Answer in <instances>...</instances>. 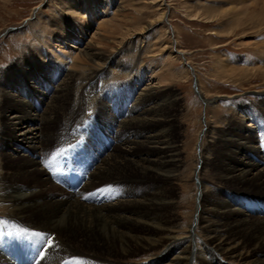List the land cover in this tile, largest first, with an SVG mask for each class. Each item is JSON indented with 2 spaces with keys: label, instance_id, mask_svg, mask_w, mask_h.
Listing matches in <instances>:
<instances>
[{
  "label": "bare ground",
  "instance_id": "1",
  "mask_svg": "<svg viewBox=\"0 0 264 264\" xmlns=\"http://www.w3.org/2000/svg\"><path fill=\"white\" fill-rule=\"evenodd\" d=\"M50 1L64 12L99 15L97 24L114 30L119 26L116 11L133 7L135 15H121L126 23L114 31L122 40L126 34L167 19L169 12L166 0ZM115 2L118 10L110 12L109 4ZM186 2L189 20L208 25L221 18L222 26L210 25L211 33L217 35L238 30L225 23L242 19L252 5V31L241 27L233 36L255 48L259 56L247 60L248 55L233 53L217 59L216 76L242 81L256 71L264 74V0ZM156 9L155 17L140 24L146 11ZM162 29V37L153 44L162 59L146 65L145 72L140 68V76L91 39L77 38L78 43L66 45V37L74 38L75 30L57 25L51 36L58 41L54 44L44 34L34 36L38 54L18 64L26 66L24 83L1 81L0 264H264V94L253 104L238 103L228 112L225 108L227 115H217L216 124L201 129L198 147L206 131L213 133L214 127H220V136L209 140L199 155L200 163L193 170L199 181L196 217L181 224L174 209L175 185L182 179L184 164L183 116L177 93L164 84L173 81V74L182 77L190 69L187 62L179 70L163 62L164 58L183 59L184 50L168 40L167 26ZM112 63L132 75L128 88L113 97L106 78ZM79 66L84 68L76 73ZM220 96L215 94L210 103L218 106ZM215 147L220 148L218 152H213ZM66 159L73 161V169L63 166L62 171L76 174L58 178L60 167L53 169V165ZM207 169L210 174L205 173ZM209 177L216 180L211 187ZM9 234L23 241L29 238L37 247L18 245L12 255L11 246L1 244V236ZM149 251L158 252L148 260L113 261Z\"/></svg>",
  "mask_w": 264,
  "mask_h": 264
},
{
  "label": "rangeland",
  "instance_id": "2",
  "mask_svg": "<svg viewBox=\"0 0 264 264\" xmlns=\"http://www.w3.org/2000/svg\"><path fill=\"white\" fill-rule=\"evenodd\" d=\"M186 3H188L186 2V0H166L167 9L170 12H168L167 14V19H162L160 22H152V24L147 25V29L143 28V30L141 31H135L136 33H132V35L131 33L126 34L124 35L122 40V38L119 37L122 35H119V33H115L114 31L117 32V29H120L121 23H126V21L124 22L123 16L121 15L127 12L135 15L133 7H129V9H127L123 13H117L116 10H118L119 7L117 2L109 4V11H116V16L120 14V16L122 17L121 18L118 15V18H116L115 16L114 19L119 26H116L114 30V28L111 25L108 26V24H101V26H99L100 24L98 23V21L100 22L101 20V17L99 15L92 17L90 12H88V14H86V17V15L84 14H74L71 11L64 12L62 9H59L53 3V1L50 0H0V85L2 84L1 81L9 83H24L23 74H25V72L27 71L25 69L26 66L24 68H19L18 64L20 63V61H22V59L28 57L33 58L35 57V54H38L36 52L37 50L33 47V43L35 42V39H33L34 36L44 34L50 38L52 37L51 34L53 35V32L57 31H53L54 27H57V25L75 30L73 31L75 35L74 38L69 39L68 36L66 37V45L69 46L75 44L76 42L78 43L79 41H77V38L84 40V42H89L91 39V41L95 42L96 45L99 44V48H102L104 51L108 52L109 49L108 53L114 55L113 57L115 60H120L119 63L122 67L134 68L136 72H139L138 76H140L141 71H146V65L153 66L155 61H160L162 59L163 55L161 51L157 49V45L153 44H156V39H159L160 36L162 37L161 34L164 32V29L162 28H164L165 26L168 27L167 30L169 31L170 36L168 37L165 34L164 39L168 37L169 41L174 42L175 48L184 50V54L183 59L180 58L172 60L164 58L163 62H165V64H168V67L172 66L170 68L171 70L175 68L179 70L181 68V65L187 62V67L190 69V73H184L183 75L181 74L183 78L181 76H178V73H175L173 74V81H171L170 83L165 82L164 84L165 88H170L177 93L180 110L182 109L181 116H183L180 117V120L182 121V125L180 128V142L183 149L182 160L184 161V164L180 171V178L182 179L177 181L176 185L178 186L175 185V190L178 196L176 198L177 206L174 209V214L180 220L179 222L181 224H183L185 220L191 222L192 220H195L194 217H196L194 216L193 212L199 194V181L196 178L197 172H194L193 170L195 166L200 163L199 155L203 154L205 148L209 146V140H215L218 136H220V133L218 134V131H220L221 128L214 127V129L212 130L213 133L207 131L205 132L206 134L203 135L204 137H202L201 140L202 143L200 144V147H198L200 143L199 140L201 138V129H206V125L209 129V126L211 127L216 124L215 117H217V115L218 117L227 115L226 113L228 112L227 110L230 109V106L232 107L238 103L253 104L254 102L261 99L264 94V74L261 71H256L251 75L250 78L242 81H235L231 79L225 80V78H219L216 76L217 69L215 65L217 64V59L227 58L231 55L234 56V54L236 56L246 54L248 55L246 59L249 60L254 59V57L258 55L255 48L237 42L235 37L233 36V34H238L241 32V27L244 28L243 30H245L246 32L252 31V5L249 6V10H247L246 12L247 14L245 13L244 17L242 16V19L238 20L237 22H232V20L230 19L229 21H227V23H225V27L235 26L238 30L229 35L226 33L217 35L215 33H211V30L214 27L222 26V24L219 23L221 18L218 19L219 21L215 20L208 25L198 20H189V16L184 9ZM128 10H130L131 12H129ZM157 10L158 9L153 10L149 14L146 11L145 14L141 17L142 19L140 21V24H144L150 21L151 18L155 17L158 14ZM258 10L259 8L256 11ZM121 20L122 22H120ZM244 20L246 21L244 22ZM218 23L219 26H217ZM244 23H246L247 25ZM210 25L212 26V28ZM102 26L104 27V29ZM41 27L44 30L41 29ZM97 27L99 28V30ZM108 28H110L111 30ZM173 30L175 31L174 35H172ZM96 34L98 36H96ZM112 35L115 37L114 40H112L113 42L111 40H108V37H111L112 39ZM220 35L223 36L220 38ZM52 38L53 43L55 44L56 41H58V38ZM105 38H107V40ZM256 38L260 42L259 37L256 36ZM145 41H148V44H145ZM99 42L101 43V45ZM160 56L161 58H159ZM152 58L154 60H152ZM38 59H40L41 61L43 57L40 55ZM83 63L89 65V62L86 60L83 61ZM68 64L71 65L70 62H68ZM83 68L84 67L81 66H79L78 68L75 67V71H77L76 73H80ZM196 76L198 77L197 79ZM106 78L109 83V92H111L110 95L113 97L114 95L122 92L124 88H128V83L130 82L129 79L132 78V75L128 74L125 68L124 70H119L118 68L114 67V63H112L110 66V70L106 74ZM198 79H200L202 87L199 85ZM145 81H148L147 74L145 77ZM114 82L117 84V86ZM215 94L221 95L220 98L222 101L217 104L218 106L210 103L212 102V99L215 98ZM227 94H231L232 97L226 98L225 95ZM203 97L206 99L208 104L206 103V101H204ZM35 99H37L38 101L41 100L38 97ZM228 99H232V101H228ZM219 111L220 113H218ZM7 116L8 115H6V117ZM219 149V147H215L213 149L214 151H212L218 152ZM205 173L210 174V171L207 169ZM208 179V187L216 184L215 179L211 177H209ZM106 200H108V196ZM3 211L4 209L0 207V216L3 215ZM13 237H15L16 240L20 238L14 234H9L7 236L2 235L1 244L5 246L12 245L14 241H10L9 238L13 239ZM197 241L200 242L201 240L197 239ZM75 247L78 249L80 248L78 246ZM154 252L158 251H149L147 253H142L136 258L128 260L117 258H114V260L113 258L108 259L113 261L117 260L119 262L120 260L124 262L142 261L144 259L148 260L149 258L155 256Z\"/></svg>",
  "mask_w": 264,
  "mask_h": 264
},
{
  "label": "snow or ice",
  "instance_id": "3",
  "mask_svg": "<svg viewBox=\"0 0 264 264\" xmlns=\"http://www.w3.org/2000/svg\"><path fill=\"white\" fill-rule=\"evenodd\" d=\"M40 255H43V253H40Z\"/></svg>",
  "mask_w": 264,
  "mask_h": 264
}]
</instances>
